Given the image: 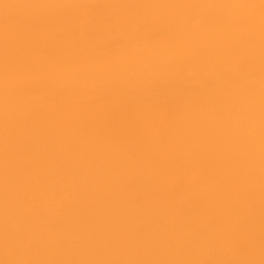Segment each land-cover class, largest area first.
Masks as SVG:
<instances>
[{
	"label": "bare ground",
	"instance_id": "6f19581e",
	"mask_svg": "<svg viewBox=\"0 0 264 264\" xmlns=\"http://www.w3.org/2000/svg\"><path fill=\"white\" fill-rule=\"evenodd\" d=\"M0 264H264V0H0Z\"/></svg>",
	"mask_w": 264,
	"mask_h": 264
}]
</instances>
